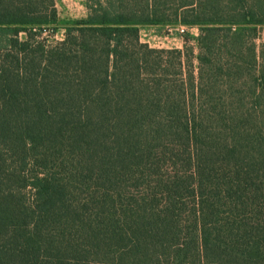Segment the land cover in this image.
I'll use <instances>...</instances> for the list:
<instances>
[{"label": "trees", "instance_id": "trees-1", "mask_svg": "<svg viewBox=\"0 0 264 264\" xmlns=\"http://www.w3.org/2000/svg\"><path fill=\"white\" fill-rule=\"evenodd\" d=\"M87 6L0 0V264H264V0Z\"/></svg>", "mask_w": 264, "mask_h": 264}, {"label": "rangeland", "instance_id": "rangeland-1", "mask_svg": "<svg viewBox=\"0 0 264 264\" xmlns=\"http://www.w3.org/2000/svg\"><path fill=\"white\" fill-rule=\"evenodd\" d=\"M60 18L57 31H52L46 28L41 35V39L46 40L48 44H53L63 37L65 23L73 20L85 18L89 13L87 0H55ZM181 26L185 30L182 31ZM200 34L198 26L177 25L175 27L162 26V25H148L141 28L140 41L149 44L155 48H187L194 56L199 53V47L196 41L197 36ZM248 37L249 46H254L256 52L259 53L261 46L264 45V25L257 28V31L250 34ZM24 37V33L21 34ZM194 64L197 60L193 57Z\"/></svg>", "mask_w": 264, "mask_h": 264}, {"label": "built area", "instance_id": "built-area-1", "mask_svg": "<svg viewBox=\"0 0 264 264\" xmlns=\"http://www.w3.org/2000/svg\"><path fill=\"white\" fill-rule=\"evenodd\" d=\"M185 27H186V26H185ZM181 28H182V29H181L182 31H184V30H185L184 26H181Z\"/></svg>", "mask_w": 264, "mask_h": 264}]
</instances>
